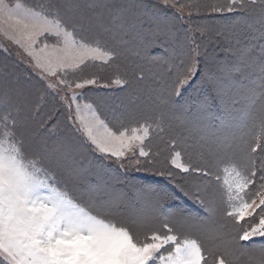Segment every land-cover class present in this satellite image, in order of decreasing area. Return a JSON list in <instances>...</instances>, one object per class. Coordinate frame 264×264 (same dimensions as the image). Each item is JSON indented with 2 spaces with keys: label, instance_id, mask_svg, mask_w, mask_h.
<instances>
[{
  "label": "snow or ice",
  "instance_id": "snow-or-ice-1",
  "mask_svg": "<svg viewBox=\"0 0 264 264\" xmlns=\"http://www.w3.org/2000/svg\"><path fill=\"white\" fill-rule=\"evenodd\" d=\"M0 36V264H264V0H0Z\"/></svg>",
  "mask_w": 264,
  "mask_h": 264
},
{
  "label": "rangeland",
  "instance_id": "rangeland-1",
  "mask_svg": "<svg viewBox=\"0 0 264 264\" xmlns=\"http://www.w3.org/2000/svg\"><path fill=\"white\" fill-rule=\"evenodd\" d=\"M221 1H223V0H215L214 2H221ZM21 2H25V1H21ZM187 2H189V3H194V2H198V0H187ZM28 3H29V2H28ZM170 10H174V11H176L175 9H170ZM183 14L186 15V14H187L186 11H185ZM4 43H7V41H5L4 38H3L2 36H0V47H2ZM9 47L12 48V50H13V54H14V57H15V55H17V54L20 52V50L17 49V48H16L14 45H12V44H9ZM21 59H24V57L21 56ZM24 64H25V65L27 64L26 59H24ZM90 71L98 72L99 75H100L101 77H103V80H102L101 83L107 82L108 78H109L110 75H111V72H104V71H101V69H91ZM90 87L93 88V89L95 90V92H99L101 95H103V93H107V92H111V91H114V92H115V91H116L115 88L104 89L103 87H97V86H90ZM78 91H80V90H78ZM84 91H87V89H85ZM91 98H94V97H93V96H90V99H91ZM110 163H111V162H110ZM112 165L118 168V165H116V164H112ZM112 165H111V166H112ZM130 174H132V175H137V176H138V175H142L141 173H135V172H129L128 175H130ZM146 231H147V230H141V231H140V237H139V238H140L141 240H143V239L145 238V232H146ZM160 231L163 232L164 230L161 228ZM161 251H164V250L162 249Z\"/></svg>",
  "mask_w": 264,
  "mask_h": 264
},
{
  "label": "trees",
  "instance_id": "trees-1",
  "mask_svg": "<svg viewBox=\"0 0 264 264\" xmlns=\"http://www.w3.org/2000/svg\"><path fill=\"white\" fill-rule=\"evenodd\" d=\"M21 1H25V0H21ZM215 0H198V2L199 3H209V2H214ZM13 2H14V0H13ZM27 2H29V3H34V2H37V0H27ZM221 2H223V1H221ZM169 11H174V10H170L169 9ZM101 71H103V70H101ZM105 72V71H104ZM108 72H111V70H109ZM108 94H112V93H114V91H111V92H107ZM105 93H103V95H104ZM112 169L115 171L116 169H117V167H115V166H113L112 165ZM130 177H132V176H137V175H132V174H130L129 175ZM131 182V181H130Z\"/></svg>",
  "mask_w": 264,
  "mask_h": 264
}]
</instances>
